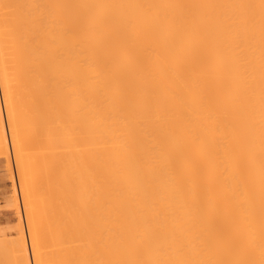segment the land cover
I'll list each match as a JSON object with an SVG mask.
<instances>
[{
  "label": "bare ground",
  "instance_id": "6f19581e",
  "mask_svg": "<svg viewBox=\"0 0 264 264\" xmlns=\"http://www.w3.org/2000/svg\"><path fill=\"white\" fill-rule=\"evenodd\" d=\"M5 120L37 264H264V0H0Z\"/></svg>",
  "mask_w": 264,
  "mask_h": 264
},
{
  "label": "rangeland",
  "instance_id": "374dc122",
  "mask_svg": "<svg viewBox=\"0 0 264 264\" xmlns=\"http://www.w3.org/2000/svg\"><path fill=\"white\" fill-rule=\"evenodd\" d=\"M4 126H5V132H6L5 134L7 138V139L5 138V141H7V144L9 147V153H8L9 155L8 156L7 154L0 155V230H1L0 231V238H1L0 239V264H4V263L13 264L15 262L14 258L16 259V263L14 264H17V258H16L17 256L15 255L17 254L16 251L19 248V245L20 246L26 245L27 254H28L27 256H29L28 257L29 264H37L36 263L37 261L36 262L34 261L36 260V254H35V248H34L35 245L33 241L34 239L41 241L43 240L44 237L42 236L43 235L42 229H39L40 228L39 225H38L39 228H37V225H33V226L30 225L29 216L31 214L29 212L30 211L35 212L38 203H40V201L43 202V200L38 199V202H35L37 201V198L41 196V195L38 196V194H36L35 196L32 195L33 197L30 196L29 198L26 199V196H23V192L21 188L23 187L25 182H26V185H29V184L31 185L33 182H35L36 177L40 178L41 174L39 170L32 171L30 169H29L30 172L27 171L28 169L25 171L27 173L26 174L24 170H22L24 168L23 167L22 169H20L24 172L23 173L24 176L22 175V172H21L20 174L22 176L21 178V176L18 174L20 171L18 172L17 171L18 168H16L17 160L14 161L17 157L15 156L16 154L14 152V149L12 151L13 146L11 145V137L9 136L10 131L8 128L7 120H5ZM18 162H21L22 165L25 164V163H22V161H18ZM23 188H24L23 191H25V186ZM31 201H34V202H31ZM29 203H30V206L33 207V209L32 207L28 208L29 205H26V204H29ZM34 212L32 213L31 216H34L36 214ZM33 227L35 230L33 229ZM37 229L41 231L42 233L37 231ZM12 251L16 253L14 256L12 255L13 253ZM43 251L44 253L47 252V246L43 249Z\"/></svg>",
  "mask_w": 264,
  "mask_h": 264
}]
</instances>
